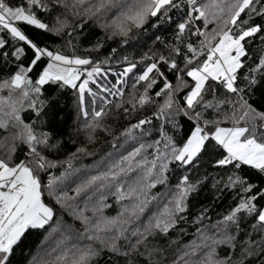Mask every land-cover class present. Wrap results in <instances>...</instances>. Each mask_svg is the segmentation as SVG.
Segmentation results:
<instances>
[{"label":"snow or ice","instance_id":"obj_1","mask_svg":"<svg viewBox=\"0 0 264 264\" xmlns=\"http://www.w3.org/2000/svg\"><path fill=\"white\" fill-rule=\"evenodd\" d=\"M257 91L264 0H0V264H264ZM69 100L74 134L122 139L118 160L76 166L94 152L49 127ZM209 185L193 239H169Z\"/></svg>","mask_w":264,"mask_h":264},{"label":"trees","instance_id":"obj_2","mask_svg":"<svg viewBox=\"0 0 264 264\" xmlns=\"http://www.w3.org/2000/svg\"><path fill=\"white\" fill-rule=\"evenodd\" d=\"M95 32V35L89 34L88 37L85 38L84 43L87 44L89 40L92 42H95L96 36L102 35V33L99 32L98 29L93 30ZM149 31H151V28L149 26ZM171 36L170 32L163 33L164 39H169ZM148 44H151V40L148 41ZM112 46H115V42H108L106 45L104 51H108V49ZM159 47V45H158ZM260 45L257 41V44L253 47V49L250 50V54L254 56H259L260 54ZM143 51H147V47H135V48H128L126 49L122 54H127L129 56H136L139 57V54H141ZM115 66V65H114ZM175 81L173 80V83ZM131 85L129 84V89ZM257 97H261V94L259 91H257ZM254 106L257 107L260 110H264V97L258 98L254 102ZM139 115V114H138ZM132 122H135L133 120ZM127 122L121 119L119 124L115 125L116 128V134H119V130L123 125H125ZM49 127L53 129H60L65 137L72 135V138L76 141L75 146L72 145L71 141L68 142V148L70 151H75V147L80 146L81 144H86L89 148V151L94 152V155L91 156H82L79 161L76 162V166L78 168H83L84 166H91L93 165L94 161L99 160L101 156H104L108 153H112L113 159L118 160L119 159V153L123 152V149L120 148V144L123 143L122 139L117 143V148L112 147V137L106 136L103 133L98 134V137L96 139V142L94 144H89L86 140V137L83 133H81L79 136H76L74 134V129L79 127V124L76 122V115L75 110L71 106V101L69 100L66 105L63 107L57 106L54 109L53 114L51 115L49 119ZM127 147V145H125ZM131 150L130 148L128 149ZM126 154V153H124ZM161 188H157L154 190V192L161 191ZM71 195L72 193L69 192ZM216 194L211 190L210 185L202 190L200 196L197 199H194L190 201L191 209L189 212V222L187 224H181L178 226L177 230L171 231L169 233V239H180L182 243H187L190 240L193 239L191 233L195 232V227L191 224L192 217L196 214L197 210L205 205H212L213 204V198ZM110 204H112V208L108 210L109 215H115L116 214V205L114 201L110 198L108 201ZM230 202V197L226 195L223 202L217 201L213 211L210 213V215L215 218L216 213L221 212L224 210V208L228 205ZM179 228H185L187 229L188 234L178 236ZM33 241L38 242V237H32ZM166 243V241H162ZM34 246V245H33ZM51 247L55 246V241H52ZM224 249H221V254L224 253ZM108 253L104 254V259L96 262V264H106Z\"/></svg>","mask_w":264,"mask_h":264}]
</instances>
